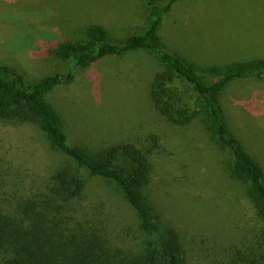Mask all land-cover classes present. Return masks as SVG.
Segmentation results:
<instances>
[{"label": "rangeland", "instance_id": "rangeland-1", "mask_svg": "<svg viewBox=\"0 0 264 264\" xmlns=\"http://www.w3.org/2000/svg\"><path fill=\"white\" fill-rule=\"evenodd\" d=\"M146 18L144 0H0V64L28 85L69 69L52 54L36 55L40 46L81 41L90 25L102 26L107 39L117 41ZM161 34L167 50L203 69L264 59V0H181L164 17ZM160 68L147 52L106 56L80 70L72 83L56 86L45 100L71 144L100 148L128 141L147 149L152 178L145 199L160 222L181 228L191 263L228 264L235 258L228 241L242 226L243 198L241 184L227 169L231 154L198 120L181 128L155 111L149 88ZM181 82L175 79L174 85L190 94L191 86ZM219 99L231 132L264 168V79H237ZM55 159L37 126H19L0 142V165L10 167L0 166V181L7 191L16 181L29 186ZM103 184L90 181L87 202L107 196ZM155 194L165 210L176 205L173 215L152 202Z\"/></svg>", "mask_w": 264, "mask_h": 264}, {"label": "trees", "instance_id": "trees-1", "mask_svg": "<svg viewBox=\"0 0 264 264\" xmlns=\"http://www.w3.org/2000/svg\"><path fill=\"white\" fill-rule=\"evenodd\" d=\"M164 1L144 0L145 23L123 39L110 41L102 26L90 25L81 41L65 40L35 51L41 58L52 54L67 62L66 73L23 85L0 64V142L19 126H37L57 156L29 186L14 178L13 189L7 191L0 181V264H193L181 228L163 225L150 198L145 199L152 178L149 151L128 141L100 148L71 144L45 100L56 86L72 83L80 70L101 58L133 51L153 55L161 66L149 88L155 111L181 128L198 120L210 139L231 154L227 169L241 184L243 198L242 226L228 241L235 258L228 264H264V168L231 132L219 99L237 79H264V59L232 60L215 70L171 53L163 45L161 29L164 17L181 0ZM175 79L190 85V94L182 82L183 89L174 85ZM0 166L1 171L10 170ZM91 180L104 183L107 196L87 202ZM158 197H151L152 202L173 215L176 205L165 210Z\"/></svg>", "mask_w": 264, "mask_h": 264}]
</instances>
